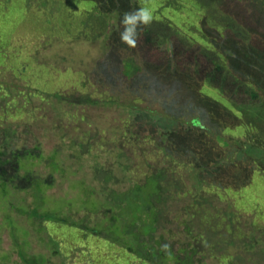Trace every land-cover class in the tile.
<instances>
[{
    "label": "rangeland",
    "instance_id": "1",
    "mask_svg": "<svg viewBox=\"0 0 264 264\" xmlns=\"http://www.w3.org/2000/svg\"><path fill=\"white\" fill-rule=\"evenodd\" d=\"M163 1L140 0V7L149 10ZM94 2L0 0V106L4 105L2 93L6 96L3 88L9 87L13 93L17 86L27 97L24 101L23 94L10 93L11 103L4 105L8 113L0 112V144L29 150L20 174L31 172L43 183L39 189L0 187V264H25L21 254L42 256L47 264H120L124 254L117 245L136 244L135 232L127 228L141 210L148 209L143 199L148 193L145 187L132 198L127 193L134 183L159 170L166 174L161 185L167 189L155 202L163 212L159 213L158 231H182L184 206L192 204L195 216L186 219L196 236L190 241L197 250L193 264H264L262 174L255 171L248 186L228 187L220 193L241 212L228 230L227 220L222 219L224 209L213 215L200 202L202 193H189L195 197L181 193L193 185L194 173L176 161L181 155L171 157L161 148V138L150 122L164 127L162 117L151 113L153 118H149L146 106L140 104L136 120L130 115L125 121L128 134L119 133L123 125L118 115H128L125 105L133 96L123 75V61L133 62L137 57L119 35L114 44L109 41L112 31L119 32L122 26L114 8L109 7V14L103 16ZM185 2L189 0H182ZM188 4H184L187 10ZM221 8L264 33V0H222ZM198 15L201 18L203 13ZM260 44L264 47V40ZM208 90L213 94L205 86L204 91ZM86 98L95 103H84ZM46 179L49 184L44 183ZM34 209L69 219L77 227L31 217ZM82 229L96 235L87 237ZM49 239L56 241L52 244ZM189 239L172 233L167 242L178 253ZM134 259L128 260L139 264Z\"/></svg>",
    "mask_w": 264,
    "mask_h": 264
},
{
    "label": "trees",
    "instance_id": "2",
    "mask_svg": "<svg viewBox=\"0 0 264 264\" xmlns=\"http://www.w3.org/2000/svg\"><path fill=\"white\" fill-rule=\"evenodd\" d=\"M94 1L95 10L103 16L109 14V7L114 8L112 12H115L120 27L123 13L141 8L140 0ZM195 1L184 3L190 4L189 10L182 0H164L158 7L149 9L154 14L152 22L139 30L137 44L131 50L132 56L137 57L136 61H123V75L129 80L133 94L130 103L125 105L128 115L114 114L120 117V125H123L119 131L122 136L128 134L126 119L131 115L136 120L139 116L140 104L146 106L144 112L149 114V118H153L151 113L155 118L162 117L164 127L158 128L156 123L150 122L157 129V137L161 138V148L171 157L181 155L183 158H175L176 161L194 173L193 185L186 186L181 193L188 196L190 192L195 196L202 193L200 202H205V208L212 214L214 212L213 215L224 209L225 218L222 219L227 220L225 228L231 230L229 226L239 219L241 212L236 211L230 200L220 193L228 187L240 189L248 186L255 171L264 176V47L260 44L264 33H258L225 14L221 8L222 0ZM200 11L202 19L198 15ZM118 33V30L112 31L111 43ZM205 86L211 87L213 94L210 90L204 91ZM13 88L17 89L13 93L9 87L2 89L6 93V96L2 93L4 105L11 103L8 97L15 92L23 94L21 98L26 101L25 92L19 91L17 86ZM54 97L59 98L60 94H54ZM88 100L86 98L83 102ZM78 103L72 102V105L77 107ZM4 105L0 106V112L7 114ZM17 110L21 111L18 106ZM230 148L234 149L232 155ZM29 155L25 148L12 149L0 144V187L10 185L14 189L25 190L36 186L39 189L43 183L31 172L20 174L21 162ZM165 175L162 170L156 171L145 176L142 182L134 183L132 191L129 189L127 195L132 198L146 188L148 193L143 199L148 203V209L137 214V220L134 219L131 227L125 226L137 237H134V245H117L118 251L124 254L120 264H133L128 260L132 257L139 264L194 263L193 256L197 250L190 241L196 236L187 223V219H192L196 213L191 209L192 204L184 206L187 219L181 222L182 231H158L159 213L163 212L158 210L155 202L160 201L162 192L167 189L161 185ZM44 183L50 182L46 179ZM194 201L192 203L196 206L197 200ZM31 217H41L48 223L61 222L68 226L66 228L77 227L69 219L38 213L36 209ZM82 230L87 232L84 233L87 237L93 234V230ZM172 233L181 239L182 236L190 238L183 246L178 245V253L167 242ZM49 240L52 244L56 241ZM165 244L169 246L167 249L163 247ZM186 247L191 248L187 250ZM20 257L25 264L48 262L42 256L26 258L21 254Z\"/></svg>",
    "mask_w": 264,
    "mask_h": 264
},
{
    "label": "clouds",
    "instance_id": "3",
    "mask_svg": "<svg viewBox=\"0 0 264 264\" xmlns=\"http://www.w3.org/2000/svg\"><path fill=\"white\" fill-rule=\"evenodd\" d=\"M152 22V14L147 8H137L122 14L120 19L121 30L119 31L120 41L130 47L137 44L139 30ZM165 249L169 246L163 245Z\"/></svg>",
    "mask_w": 264,
    "mask_h": 264
}]
</instances>
